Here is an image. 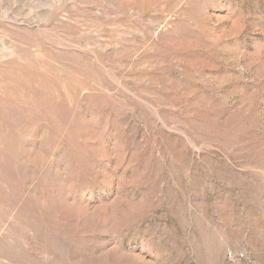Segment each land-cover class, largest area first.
Listing matches in <instances>:
<instances>
[{"label":"rangeland","instance_id":"rangeland-1","mask_svg":"<svg viewBox=\"0 0 264 264\" xmlns=\"http://www.w3.org/2000/svg\"><path fill=\"white\" fill-rule=\"evenodd\" d=\"M0 264H264V0H0Z\"/></svg>","mask_w":264,"mask_h":264}]
</instances>
